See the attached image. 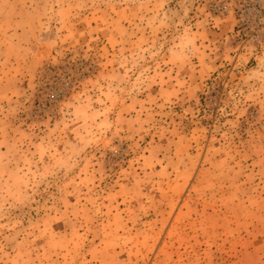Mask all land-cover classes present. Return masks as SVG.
<instances>
[{
  "label": "rangeland",
  "instance_id": "1",
  "mask_svg": "<svg viewBox=\"0 0 264 264\" xmlns=\"http://www.w3.org/2000/svg\"><path fill=\"white\" fill-rule=\"evenodd\" d=\"M0 264H264V0H0Z\"/></svg>",
  "mask_w": 264,
  "mask_h": 264
}]
</instances>
